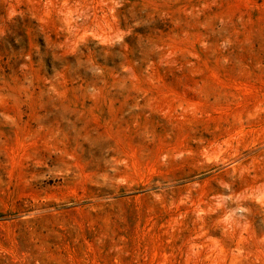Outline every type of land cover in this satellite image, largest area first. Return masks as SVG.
<instances>
[{
	"label": "rangeland",
	"instance_id": "rangeland-1",
	"mask_svg": "<svg viewBox=\"0 0 264 264\" xmlns=\"http://www.w3.org/2000/svg\"><path fill=\"white\" fill-rule=\"evenodd\" d=\"M0 264H264V0H0Z\"/></svg>",
	"mask_w": 264,
	"mask_h": 264
}]
</instances>
